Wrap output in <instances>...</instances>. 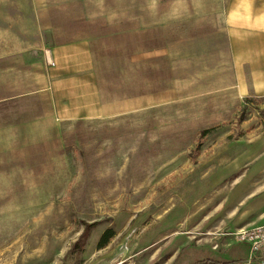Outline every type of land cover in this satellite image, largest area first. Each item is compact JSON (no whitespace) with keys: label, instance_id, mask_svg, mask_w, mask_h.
Masks as SVG:
<instances>
[{"label":"rangeland","instance_id":"obj_1","mask_svg":"<svg viewBox=\"0 0 264 264\" xmlns=\"http://www.w3.org/2000/svg\"><path fill=\"white\" fill-rule=\"evenodd\" d=\"M0 2L44 19L2 18L3 49L50 51L48 89L0 107V264L246 257L237 231L264 223V96L236 88L224 0Z\"/></svg>","mask_w":264,"mask_h":264},{"label":"crops","instance_id":"obj_2","mask_svg":"<svg viewBox=\"0 0 264 264\" xmlns=\"http://www.w3.org/2000/svg\"><path fill=\"white\" fill-rule=\"evenodd\" d=\"M38 9L39 6L32 3L0 2V20L4 18L10 26L17 18L13 12H21L22 16L27 12L26 17L41 27L43 18ZM3 11L9 13L3 14ZM223 22L237 90L241 96H264V0H224ZM3 28L6 30V25ZM4 35L0 28V107L18 98L21 91L24 96L35 94V90L46 91L49 84L40 65L44 54L48 59L46 62L50 63V51L43 53L45 48L40 44L25 50L3 49ZM37 65L41 67L38 76L35 73ZM174 258H171V263ZM155 263L159 264L156 260Z\"/></svg>","mask_w":264,"mask_h":264},{"label":"built area","instance_id":"obj_3","mask_svg":"<svg viewBox=\"0 0 264 264\" xmlns=\"http://www.w3.org/2000/svg\"><path fill=\"white\" fill-rule=\"evenodd\" d=\"M236 235L238 242L249 246L248 254L225 264H264V223L241 228Z\"/></svg>","mask_w":264,"mask_h":264},{"label":"trees","instance_id":"obj_4","mask_svg":"<svg viewBox=\"0 0 264 264\" xmlns=\"http://www.w3.org/2000/svg\"><path fill=\"white\" fill-rule=\"evenodd\" d=\"M206 133V131H205ZM92 227V224H86L85 226V229L84 231L82 232L81 234V238H79L76 243L74 244V249L75 247H83L82 245H85V241L89 235V232H90V228ZM115 235V231L113 228H107L100 240H99V247H104L106 246L110 240L114 237ZM184 249V248H183ZM234 259H230V260H222V259H219V258H215V257H212V256H207V257H204V258H197L195 260H193L192 262L188 263V264H225V263H228V262H231L233 261Z\"/></svg>","mask_w":264,"mask_h":264}]
</instances>
